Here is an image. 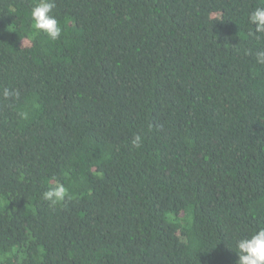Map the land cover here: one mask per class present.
<instances>
[{
    "label": "trees",
    "instance_id": "trees-1",
    "mask_svg": "<svg viewBox=\"0 0 264 264\" xmlns=\"http://www.w3.org/2000/svg\"><path fill=\"white\" fill-rule=\"evenodd\" d=\"M35 2L0 0V264H236L264 228V0H55L57 40Z\"/></svg>",
    "mask_w": 264,
    "mask_h": 264
},
{
    "label": "clouds",
    "instance_id": "clouds-1",
    "mask_svg": "<svg viewBox=\"0 0 264 264\" xmlns=\"http://www.w3.org/2000/svg\"><path fill=\"white\" fill-rule=\"evenodd\" d=\"M56 7L55 0H36L31 8L32 27L38 34L45 33L50 39L60 38L62 29L53 13ZM248 23L255 27L256 33L264 34V7H257L248 14ZM257 62L264 64V50L257 53ZM4 97L17 96L9 89L3 90ZM26 115V114H25ZM133 146L139 148L142 144V138L136 134L132 139ZM45 201L54 206L65 200L68 196L67 188L57 183L42 194ZM236 252L238 260L236 264H264V228H260L248 237L240 238L236 241Z\"/></svg>",
    "mask_w": 264,
    "mask_h": 264
}]
</instances>
